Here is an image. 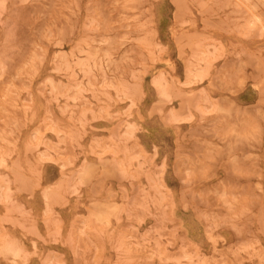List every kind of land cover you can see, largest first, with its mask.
Listing matches in <instances>:
<instances>
[{
    "label": "rangeland",
    "instance_id": "obj_1",
    "mask_svg": "<svg viewBox=\"0 0 264 264\" xmlns=\"http://www.w3.org/2000/svg\"><path fill=\"white\" fill-rule=\"evenodd\" d=\"M0 264H264V0H0Z\"/></svg>",
    "mask_w": 264,
    "mask_h": 264
}]
</instances>
